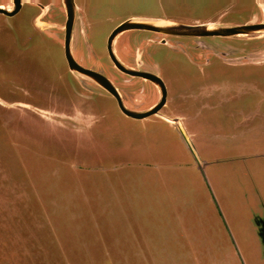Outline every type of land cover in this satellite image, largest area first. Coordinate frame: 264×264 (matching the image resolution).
<instances>
[{
    "label": "rangeland",
    "instance_id": "374dc122",
    "mask_svg": "<svg viewBox=\"0 0 264 264\" xmlns=\"http://www.w3.org/2000/svg\"><path fill=\"white\" fill-rule=\"evenodd\" d=\"M33 1L24 0L11 17L0 14V264H134L131 253L123 252L122 262L120 254L94 252L91 262L86 251L159 247L154 232L165 229L192 236L183 254L187 264H264V122L248 121L241 138L246 128L236 126L260 105L264 113V62L248 58L264 49V39L206 37L196 47L193 38L153 44L145 31L119 35L112 47L118 60L155 72L166 90L164 108L186 120L178 129H143L104 90L80 76L74 83L59 32L61 2L37 0L48 7L45 14ZM72 1L81 10L75 59L108 76L134 111L153 105L158 88L110 62L106 41L120 23L232 26L264 16V0ZM10 4L0 0L5 9ZM152 133L159 141L134 142ZM153 152L160 156L152 158ZM151 176L172 184L168 200L183 222L118 217L121 202L127 209L135 202L138 216L147 211ZM140 178L148 182L144 187ZM160 196L165 199L164 190Z\"/></svg>",
    "mask_w": 264,
    "mask_h": 264
},
{
    "label": "crops",
    "instance_id": "0c3cea01",
    "mask_svg": "<svg viewBox=\"0 0 264 264\" xmlns=\"http://www.w3.org/2000/svg\"><path fill=\"white\" fill-rule=\"evenodd\" d=\"M76 6V5H75ZM76 11L77 12H81L80 7L76 6ZM38 24V23H37ZM36 23H34L35 26H37ZM264 62V59L262 60H258L255 63L256 64H261ZM264 97V95H263ZM24 106H26L29 109H33L34 112H36V115H39L42 119H47L48 122L51 123H58L62 126H67L70 127V123L65 122V120L59 119L58 117H54V116H50L46 113V111L44 110H38L36 111L34 108H32L31 106L25 104ZM120 111V110H119ZM52 114V112H51ZM125 116V115H124ZM126 117V116H125ZM128 119H132L129 117H126ZM55 119H57V121H55ZM255 119H259L262 120L264 122V113L262 111L261 105L259 107H257V109L249 114V115H245L242 119H241V123H237L236 126L237 127H242V125L246 128V132L243 135H240L239 137H245V135L247 136L248 134V121H255ZM135 121H138L139 126L146 128L147 125H152L154 127H156L157 125H163L171 128V129H178V122H181V124L184 125L186 124V120L184 119L183 116L177 115L173 112H169L168 108H163L158 112V114L156 115H152L150 117H147L145 119H132ZM72 128V127H70ZM73 129H76L78 131L82 130V127H74ZM146 136L142 135L136 138V140L134 142L138 141L140 143H144L146 142L147 139H150L153 142H157L159 141V139H156L155 137H158L157 134H145ZM160 138H162L164 140V137L162 134H160ZM150 156L152 158L155 157H159L160 155H157V152H153L152 154H150ZM146 166L149 167L151 169L157 170L159 169L162 165L161 164H152V167L147 166L145 164H141L139 166ZM167 167H171V166H167ZM150 179V191H148L149 196L148 199L144 198L146 200L143 201L144 205L147 206V211L144 212H140L139 211V216L136 215L137 212L136 209L134 208L136 206L135 202H129L128 203V209L124 208V204L121 202L118 204V211H119V215L118 217H120L122 220H126V219H134V218H140V217H144V215H150L151 218L153 220L156 221H161L164 222L165 224L173 221V220H179V222H183L184 218L183 215L180 214V211L177 212V209L172 210L173 209V202L170 200H168V195L170 194V188L169 186H171L172 184L168 183V182H162L161 178H157V177H149ZM139 182L141 184L142 187L145 186L146 180L142 181V178L139 179ZM173 189V188H172ZM164 190L165 191V199L163 197L160 196V192ZM152 194V195H151ZM129 201H131V199H128ZM170 204H169V203ZM178 204V203H176ZM139 205V202H137V206ZM131 208V209H129ZM181 209V207H180ZM104 210V209H103ZM105 210H107V208L105 207ZM104 210V211H105ZM182 210V209H181ZM142 211V210H141ZM132 214L131 216H129V214ZM143 215V216H142ZM148 215V216H149ZM109 220V218H108ZM218 233V232H217ZM136 236L137 234L133 233L132 236ZM192 238V236H189V234L184 235L182 233H179L178 231H172V230H161V231H157L154 232V241H156L159 245V247H154V248H150L148 246L146 247H141V245H131L130 246V250H126V248L123 249L122 246H120L119 244H117V252L116 251H86L89 254V259H91L90 261L92 262L93 256L91 257L90 254L96 252V253H114V254H120V260L122 262H124L123 258H125V255H123V252H127V253H131L132 255V259H134V264H187V257L183 256V254L188 253L189 251V239ZM262 241H263V245L261 246L262 251L264 253V235H262ZM195 242H199V241H195ZM144 246V245H143ZM205 246V245H204ZM121 247V248H120ZM142 248V249H140ZM204 250H206V252H210L211 251V246L210 247H206L203 248ZM228 254H229V249L227 250ZM176 253V254H180L179 258L177 261L174 260V258L172 257V254ZM170 254V256H169ZM226 257V256H225ZM232 256L230 255L229 258H231ZM233 258V257H232ZM126 259V258H125ZM235 260V258H233ZM223 260V259H222ZM216 262V261H215ZM214 264H220V262H216Z\"/></svg>",
    "mask_w": 264,
    "mask_h": 264
},
{
    "label": "water",
    "instance_id": "95a60500",
    "mask_svg": "<svg viewBox=\"0 0 264 264\" xmlns=\"http://www.w3.org/2000/svg\"><path fill=\"white\" fill-rule=\"evenodd\" d=\"M14 4V7L11 11H8L7 9L0 8V14L5 15L8 17H11L15 14H17L22 6L21 0H9ZM64 3V8L66 11V28H67V35L65 40V54H66V60L69 66V69L73 72H77L85 77H88L92 79L94 82L99 84L102 88H104L116 101L118 109L120 112L125 115L126 117L132 118V119H145L147 117H150L152 115L158 114L159 110L164 106L166 103V90L164 87V84L162 80L155 74L149 73V72H142V71H136L132 70L130 68H127L123 66L113 55L112 52V44L114 39L123 31L127 30H148V31H154V32H160L165 34H177V35H204V36H232L236 34H248L251 33V31H254L253 29L256 28V25H242V26H235L232 28H222V29H209V26L206 25H197V26H191V25H183V24H176V23H168L164 26H159L153 21H138V20H126L119 24L110 34V36L107 39V50L109 53V56L114 64V66L124 72L125 74L141 78L144 80H147L154 84L161 95L160 101L154 105L153 107L145 110V111H132L127 108H125L122 104L121 98L112 85V83L105 78L104 76L93 72L91 70L85 69L78 65L73 57L70 54V48H69V30L71 29L72 25L75 22L76 19V6L72 0H62Z\"/></svg>",
    "mask_w": 264,
    "mask_h": 264
},
{
    "label": "flooded vegetation",
    "instance_id": "af4514ba",
    "mask_svg": "<svg viewBox=\"0 0 264 264\" xmlns=\"http://www.w3.org/2000/svg\"><path fill=\"white\" fill-rule=\"evenodd\" d=\"M9 1V0H8ZM22 1V6L25 4V2H24V0H21ZM11 4H10V7H7L8 9V11H11L12 9H13V7H14V4L11 2V1H9ZM33 2H36L35 4H36V6L41 10V11H44L45 10V14L47 13V6H46V4H41L39 1H37V0H34ZM60 2H61V10H62V12H63V14H64V18H63V25H62V27H61V30L59 31L61 34H62V38H63V41H62V47H63V56H64V59H65V61H66V64H67V67H68V70H69V72L71 73V75H72V78H73V81H74V83H76V76H80L81 78H84L85 80H88V81H90L92 84H94L96 87H98V88H100V89H102V90H104L107 94H109L104 88H102L99 84H97L96 82H94L92 79H90V78H88V77H85V76H83V75H81V74H79V73H77V72H73V71H71L70 69H69V66H68V63H67V60H66V54H65V40H66V35H67V28H66V19H67V17H66V11H65V8H64V3H63V1L62 0H60ZM22 6H21V8H22ZM261 6H262V4H261ZM0 8H4L5 9V7H2V6H0ZM263 8V7H262ZM76 14H77V11H76ZM78 15V14H77ZM44 16V15H43ZM79 18V22H81V18L80 17H78ZM37 18L35 17V19L34 20H36ZM253 19H255V20H253ZM253 19H251L249 22H247L246 24H244V25H256L257 27L256 28H254L253 30L254 31H251V33H248V34H236V35H232V36H204V35H177V34H165V33H160V32H154V31H148V30H140V31H145V32H147V33H149V34H151L152 36L151 37H148V42H151V43H153V44H165L166 42H167V39L168 38H172V39H175V40H179L180 38H193V39H195L196 40V47H199V46H203V43L202 42H200V39H202V38H206V37H223V38H237V39H255V40H258V39H264V16H263V18L262 19H259L258 20V18L257 17H254ZM164 22H167V21H164ZM35 23V22H34ZM75 23H76V19H75V22H74V24L72 25V27H71V29L69 30V48H70V54H71V56L73 57V59L75 60V62L78 64V65H80L81 67H83V68H85V69H88V70H91V71H93V72H96V73H98V74H100V75H102V76H104L105 78H107L109 81H110V79H109V77L108 76H106L105 74H103V73H101L100 71H98V70H96V69H93V68H89V67H86V66H84V65H82L81 63H79L76 59H75V56H74V51H73V48H74V42H73V35H74V28H75ZM121 24V23H120ZM197 25H202V24H198V23H195V24H191V26H197ZM35 26V25H34ZM235 26H242V25H232V26H230V25H222V24H216L215 26H209V29H222V28H232V27H235ZM117 27V26H116ZM115 27V28H116ZM35 28L36 29H38V27H36L35 26ZM114 28V29H115ZM113 29V30H114ZM39 31H41V32H43V29H38ZM112 30V31H113ZM127 31H131V30H127ZM127 31H123L122 33H120L119 35H122L123 33H125V32H127ZM82 33H83V35H85V31H84V29L82 30ZM112 33V32H111ZM110 33V34H111ZM110 34H109V36H110ZM118 35V36H119ZM108 36V37H109ZM117 36V37H118ZM116 37V38H117ZM115 38V39H116ZM108 39V38H107ZM114 39V40H115ZM114 42V41H113ZM112 47H113V44H112ZM264 47V43H263V46H262V48ZM106 50H107V41H106ZM112 52H113V55H114V57L118 60V58L116 57V55L114 54V51H113V48H112ZM263 52H264V49H257L256 51H251V52H248V58H253V57H256V59H254L255 61H258V60H262V59H264V54H263ZM107 55H108V58H109V60H110V62L112 63V65H113V67L118 71V72H120V73H122L123 75H126V76H128V77H131V76H129V75H127V74H125L124 72H122V71H120V70H118L115 66H114V64H113V62H112V60H111V58H110V56H109V53H108V50H107ZM119 61V60H118ZM120 62V61H119ZM121 63V62H120ZM122 64V63H121ZM139 64H140V62H139V60L138 59H136V65L137 66H139ZM123 65V64H122ZM124 66V65H123ZM126 67V66H125ZM128 68V67H127ZM130 69H132V70H136V69H133V68H130ZM136 71H140V70H136ZM142 72H149V73H152V74H155L156 75V73L155 72H152V71H147V70H143ZM131 78H135V77H131ZM143 81H147V80H144V79H142ZM111 83H112V81H110ZM147 82H149V81H147ZM151 83V82H150ZM112 85H113V83H112ZM154 85V84H153ZM114 86V85H113ZM114 88L116 89V87L114 86ZM116 91L118 92V90L116 89ZM158 92V100L153 104V105H151L150 107H148L147 109H149V108H151V107H153L154 105H156L159 101H160V98H161V95H160V92H159V90L157 91ZM118 94H119V96H120V93L118 92ZM110 95V94H109ZM111 96V95H110ZM120 98H121V96H120ZM121 101H122V99H121ZM122 104H123V101H122ZM165 105V104H164ZM123 106H124V104H123ZM125 108H127L126 106H124ZM163 108V107H162ZM161 108V109H162ZM128 109V108H127ZM146 109V110H147ZM160 109V110H161ZM130 110V109H129ZM159 110V111H160ZM132 111H134V110H132Z\"/></svg>",
    "mask_w": 264,
    "mask_h": 264
},
{
    "label": "bare ground",
    "instance_id": "6f19581e",
    "mask_svg": "<svg viewBox=\"0 0 264 264\" xmlns=\"http://www.w3.org/2000/svg\"><path fill=\"white\" fill-rule=\"evenodd\" d=\"M157 25L159 26H164L166 24H168V22H163V21H154Z\"/></svg>",
    "mask_w": 264,
    "mask_h": 264
}]
</instances>
